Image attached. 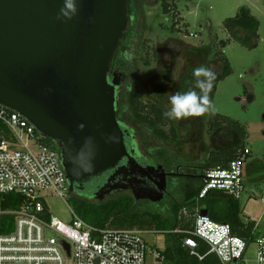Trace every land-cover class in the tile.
<instances>
[{
	"label": "water",
	"instance_id": "95a60500",
	"mask_svg": "<svg viewBox=\"0 0 264 264\" xmlns=\"http://www.w3.org/2000/svg\"><path fill=\"white\" fill-rule=\"evenodd\" d=\"M129 22V0H0V106L55 143L69 196L74 185L83 190L116 169L95 200L122 189L140 199L131 184L141 166L126 146L116 111L117 88L129 75L118 70L110 80ZM149 170L159 202L168 174L161 163ZM119 174L128 188L114 183Z\"/></svg>",
	"mask_w": 264,
	"mask_h": 264
},
{
	"label": "rangeland",
	"instance_id": "374dc122",
	"mask_svg": "<svg viewBox=\"0 0 264 264\" xmlns=\"http://www.w3.org/2000/svg\"><path fill=\"white\" fill-rule=\"evenodd\" d=\"M139 1L144 9V15L140 22L133 26L135 39L128 52L131 68L125 72L129 75V86L133 85L144 104L151 105L160 100L163 105L157 103L158 106L166 110L171 107L169 98L172 95L189 91L187 79L191 69L204 66L215 74L219 73V65L214 56L202 47L210 44L211 35H217L220 40H229L224 27L227 19L235 17L241 7H248L259 21V41L256 48L248 49L235 41H229L223 49L233 72L219 84L212 102L214 106L212 111L241 123L247 129L246 145L250 148L251 155L244 167L247 191L240 200L241 217L244 221L249 219L258 221L261 218L256 235L258 238L264 237V0H179L177 15L174 17L178 21L175 30H172V27L176 20L174 21L172 16L164 15L156 0ZM132 28L130 27V31ZM186 30L188 36L185 35ZM161 85H164L167 91L165 98H161L162 92L159 88ZM130 102L129 97L128 103ZM207 115L208 112L198 116V119L202 121ZM174 120L178 124L177 122H181L183 118ZM131 122L139 130L143 128L137 125V121ZM148 130V145L157 152L161 151L167 156L170 154L172 159L185 164L189 162L194 164L198 161V154H192V148L190 149L185 139L182 140L181 131L179 140L170 145L171 143L155 135L150 126ZM228 132V130L221 132L220 143L218 144L217 140L215 142L221 147L229 142V146L221 149L236 145L235 138H230L232 136ZM206 142L209 143L208 137ZM204 155L205 153L201 155L199 163ZM175 194L180 198L179 193ZM87 196L88 199L92 194L89 193ZM70 198L72 197L68 195L64 200L55 197L48 201L53 217L65 223L72 220ZM89 202L96 203L94 200ZM169 204L170 202L166 201L156 210L150 207L149 210L166 214ZM139 209L145 208L140 205ZM145 239L155 253L147 257V264H168L161 257L156 260L155 256H161L166 247L165 235L149 232ZM256 252L257 247L253 245L248 257L256 258Z\"/></svg>",
	"mask_w": 264,
	"mask_h": 264
},
{
	"label": "built area",
	"instance_id": "2783aa9c",
	"mask_svg": "<svg viewBox=\"0 0 264 264\" xmlns=\"http://www.w3.org/2000/svg\"><path fill=\"white\" fill-rule=\"evenodd\" d=\"M45 140L27 119L0 106V196L24 197L19 209H0V217L13 221L11 232L0 233V264H147V257L155 254L145 239L149 232L98 229L73 210L69 223L52 216L48 201L68 197L69 184L60 150ZM250 155L246 146L227 167L207 171L198 201L216 191L240 201L247 191L244 167ZM184 215L191 217L186 210ZM260 220L255 222V233ZM188 234L184 247L199 261L213 254L221 264H264V237L249 243L235 236L230 225L201 216L199 208ZM253 245L257 252L251 259L248 252ZM203 247L205 254L200 251Z\"/></svg>",
	"mask_w": 264,
	"mask_h": 264
},
{
	"label": "trees",
	"instance_id": "16d2710c",
	"mask_svg": "<svg viewBox=\"0 0 264 264\" xmlns=\"http://www.w3.org/2000/svg\"><path fill=\"white\" fill-rule=\"evenodd\" d=\"M178 1L156 0V3L160 4L162 13L166 16H172L173 20H176L172 30H175L178 25L177 19L174 18L177 15ZM139 3V0H129V29L114 60V69L125 71L131 68L128 52L132 48L131 46L135 39L133 26H136L144 15V9ZM130 27H133L131 31ZM224 27L229 35V40H220L217 35H211L210 44L202 47V49H206V51L210 52V55L214 56L215 61L219 65V73L216 74L214 86L209 93L211 103L215 99L219 84L233 72L228 58L223 53V49L228 45L229 41H235L248 49L256 48L259 41L260 23L248 7H241L235 17L225 21ZM185 32V35L188 36L187 30ZM194 69H191L188 74L187 81L189 85L187 88L188 90L199 92L194 87L195 78L192 75ZM165 77L168 78L167 75ZM130 87L134 90L130 97V107L134 117H142L141 119L150 125L155 135L164 141L177 142L180 136L176 122L165 117L164 113L166 110L162 106L159 107L154 104L146 106L140 100L133 85ZM159 88L162 92L161 98H165L167 91L164 85L159 86ZM204 120L205 129H208L210 133L216 128H220L221 132L228 130V133L232 136L230 138H235L234 144L236 145L228 149H221L229 146V142L222 147L218 146L214 141L210 144L206 143L205 155L200 162V184L195 187L194 191H191V188H194L192 185L187 187L188 189H185V192L180 195L179 200L169 206L166 214H160L149 209H139V205L129 196L118 197L103 203H92L86 199L72 197L69 203L74 213L87 224L98 229H134L164 234L166 247L161 252L160 257L168 264H221L219 259L213 254L199 261L191 256L189 250L184 247L183 240L188 237V233L193 228L194 215L197 208L200 209V212L207 211V217L213 221L230 225L235 236L249 243L254 241L257 237L254 232L256 223L253 220L244 221L242 219L240 201L219 191L211 192L204 199L198 201L206 172L217 167H227L230 162L237 158L238 151L246 148L248 137L245 126L212 110L208 112ZM170 125L172 126L173 136L169 137L165 129ZM45 142L48 146L58 149L54 142L47 139ZM214 146L218 148H214ZM156 154L161 163L165 165L170 163L166 153L158 151ZM23 203L24 197L18 194L0 196V209L3 210H17ZM184 210L191 217H186ZM46 216H49L48 212ZM12 228V217H0V233H9ZM200 251L205 254L207 249L203 247Z\"/></svg>",
	"mask_w": 264,
	"mask_h": 264
},
{
	"label": "flooded vegetation",
	"instance_id": "af4514ba",
	"mask_svg": "<svg viewBox=\"0 0 264 264\" xmlns=\"http://www.w3.org/2000/svg\"><path fill=\"white\" fill-rule=\"evenodd\" d=\"M118 71V69L112 70V74L110 77V80H112V75L114 72ZM184 86V85H183ZM182 90V89H181ZM133 93V90L129 86V80L125 85H122L117 88L116 92V111H117V120L119 122V125L121 129L125 133V143L129 151L134 150L135 151V159L138 162V164L141 166V170L135 171V176L133 183L131 184L136 191V195L140 196L139 201L136 200L135 195L131 189H122L115 191L108 195L106 199L103 201L111 200L112 198H118L122 196H129L132 197L136 204L143 205V208L149 209L153 208V210H156L160 207V205L163 202H166L171 205L175 201H178L179 198L176 196L181 195L183 192H185V189H188L187 187L191 186L194 188H191V191H194L195 187H197L200 184V176H201V170H200V163L199 159L201 158V155L205 153V144L206 137H208L209 143L216 142L220 143V140L222 139L221 136V129L216 128L212 133L208 131V129H205V120H199L198 116H190L183 118L181 122H177L176 127L178 129V132L181 131L182 140L185 139L187 141L188 146H190L191 153L192 154H198L197 158L198 161L194 164L193 162L189 163H183L180 160L172 159L173 157L168 154V159L170 163L167 165L160 162L156 149H153L149 147L148 145V126H150L148 123L143 121L139 117H134L130 104L128 103L129 97H131V94ZM140 100L141 96L139 95ZM144 103V102H143ZM157 103L162 102L160 100H157L154 105H158ZM146 106H151L150 104H145ZM161 107V106H159ZM149 108V107H147ZM167 108V107H166ZM166 110V109H165ZM167 111V110H166ZM143 114V113H142ZM132 120L137 121V125L141 126V130L138 129V127H135L134 124L131 122ZM175 121L174 119H172ZM172 126L167 127V134L170 136H173V130L171 129ZM143 132V133H142ZM179 140V139H178ZM168 143H171L170 141H167ZM175 144V142H172L170 145ZM189 154V153H188ZM190 155V154H189ZM163 164L165 167V170L168 174L167 177V193L164 195L163 199L159 202L154 201L155 199H158L160 195L155 191V181L156 177L151 170H149L150 167H156L157 164ZM127 164V160L124 159L120 165L118 166L121 168L122 166ZM118 168V169H119ZM118 170H112L108 171L107 173L103 174L102 176H99L97 178L92 179L91 181L87 182L83 185V190L79 189L78 185H74V193L71 197L73 198H82L86 199L88 201L94 200L96 203H103L95 200L94 196L95 194L104 186L106 185L107 181L111 179ZM124 176L122 174H119V177L115 178L114 183L118 185L120 188L127 187L124 185L125 183ZM128 188V187H127ZM190 190V189H189ZM188 190V192H189ZM91 193L92 196L87 199V194ZM167 205V207H169ZM151 210V209H150Z\"/></svg>",
	"mask_w": 264,
	"mask_h": 264
},
{
	"label": "clouds",
	"instance_id": "9594fccd",
	"mask_svg": "<svg viewBox=\"0 0 264 264\" xmlns=\"http://www.w3.org/2000/svg\"><path fill=\"white\" fill-rule=\"evenodd\" d=\"M71 7V3L68 5ZM195 78V90H189L184 93H176L169 98L170 109L165 111L164 115L169 119H182L190 116H201L210 110H214L209 93L211 92L216 74L209 68L200 66L193 70Z\"/></svg>",
	"mask_w": 264,
	"mask_h": 264
},
{
	"label": "crops",
	"instance_id": "0c3cea01",
	"mask_svg": "<svg viewBox=\"0 0 264 264\" xmlns=\"http://www.w3.org/2000/svg\"><path fill=\"white\" fill-rule=\"evenodd\" d=\"M249 220H251V219H249ZM245 221H248V220H245ZM254 221V220H253ZM255 222H257V221H255ZM261 225V224H260ZM260 227V226H259ZM259 229V228H258Z\"/></svg>",
	"mask_w": 264,
	"mask_h": 264
}]
</instances>
